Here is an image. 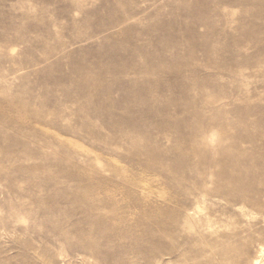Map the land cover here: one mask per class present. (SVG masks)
Segmentation results:
<instances>
[{
    "label": "rangeland",
    "instance_id": "1",
    "mask_svg": "<svg viewBox=\"0 0 264 264\" xmlns=\"http://www.w3.org/2000/svg\"><path fill=\"white\" fill-rule=\"evenodd\" d=\"M255 262L264 0H0V264Z\"/></svg>",
    "mask_w": 264,
    "mask_h": 264
},
{
    "label": "bare ground",
    "instance_id": "2",
    "mask_svg": "<svg viewBox=\"0 0 264 264\" xmlns=\"http://www.w3.org/2000/svg\"><path fill=\"white\" fill-rule=\"evenodd\" d=\"M261 17H262V16H261ZM260 25H261V24H260ZM171 72H172V71H171ZM92 88H93V87H92ZM19 110H20V109H19ZM246 140H247V139H246ZM234 165H235V164H234ZM250 177H251V176H250ZM150 214H151V213H150ZM172 216H173V215H172ZM159 219H160V218H159ZM157 222H158V221H157ZM167 222H169V221H166V223H167ZM159 223H160V222H159ZM159 223H157V224L159 225ZM161 223H163V222H161ZM161 223H160V225H161V229H160V230H162L161 233H162V235H163V232L166 233V232L169 231V230H168V231L166 230V229H167V226H168V229L170 228V226H169V224L166 226V223H165V224L163 223V225H162ZM169 223H170V222H169ZM170 225H171V227H174V228L176 227V226H175L176 224H174V225L170 224ZM174 228H173V229H174ZM145 229H146V228H145ZM153 229H154L153 231L156 232V230H155L154 227H153ZM170 230H172V228H171ZM175 230H176V229H175ZM144 231H145V230H144ZM151 231H152V229H151ZM177 231H178V230H177ZM169 232H170V231H169ZM171 232H172V231H171ZM151 233H152V232H151ZM178 233H179V232H178ZM132 234H133V233H132ZM145 234H146V233H145ZM155 234H156V233H155ZM152 235H154V234H152ZM165 235H166V234H165ZM169 235H170V234H169ZM145 236H146V235H145ZM163 236H164V235H163ZM164 237H165V236H164ZM110 239H111V238H110ZM147 242H148V241H147ZM217 245H218V244H217ZM221 247H222V246H221ZM224 247H225V246H224ZM226 247H227V246H226ZM227 249H228V248H227ZM224 250H225V249H224ZM225 251H226V250H225ZM221 252H222V251H221ZM221 254H222V253H221ZM221 254H220V255H221ZM222 255L224 256V254H222ZM225 255H226V254H225ZM221 257H222V256H221ZM254 264H257V263L255 262Z\"/></svg>",
    "mask_w": 264,
    "mask_h": 264
}]
</instances>
